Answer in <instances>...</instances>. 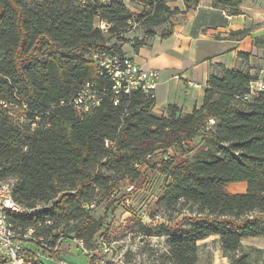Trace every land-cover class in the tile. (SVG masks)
Masks as SVG:
<instances>
[{
	"label": "trees",
	"instance_id": "trees-1",
	"mask_svg": "<svg viewBox=\"0 0 264 264\" xmlns=\"http://www.w3.org/2000/svg\"><path fill=\"white\" fill-rule=\"evenodd\" d=\"M130 1L143 9L135 13L123 0H0V183L15 178V200L36 209L12 221L22 235L33 229L37 246L47 244L45 257L62 262V240L93 244L103 219L91 212L115 176L133 180L159 151L185 153L202 136L209 145L193 160H170L162 169L170 182L155 208L196 210L156 264H197L198 242L212 235L230 264H258L243 251L244 239L264 238V91H251L258 76L220 66L191 113L169 105L158 115L156 99L141 90L117 93L95 55L124 56L127 43L138 51L179 12L169 0ZM133 25L145 29L143 38L127 39ZM88 82L101 103L80 117L68 103ZM15 107L25 109L23 118ZM234 183L246 190L230 191ZM89 256L91 264H112L100 251ZM34 264H46L41 254Z\"/></svg>",
	"mask_w": 264,
	"mask_h": 264
},
{
	"label": "rangeland",
	"instance_id": "rangeland-1",
	"mask_svg": "<svg viewBox=\"0 0 264 264\" xmlns=\"http://www.w3.org/2000/svg\"><path fill=\"white\" fill-rule=\"evenodd\" d=\"M131 11L139 13L143 7L130 0H123ZM100 24V20L96 22ZM168 23L156 28L159 34L168 32ZM109 25H106L107 31ZM145 29L141 25H133L126 37L133 40L144 37ZM123 35V34H122ZM146 42L150 40L145 39ZM114 41V40H113ZM13 115L21 119L25 115L24 108H13ZM20 116V117H18ZM209 145L207 139L196 137L193 143L185 148V153L179 148H172L156 154L147 166L141 168V174L132 179L114 177V189L109 192L102 191L96 205L91 212L96 220L103 219L100 232L95 236L91 246H85L89 255L101 252L100 260L112 264H156L160 255L168 251V239L175 233L177 226L195 217L196 207L192 210L188 206L183 209L178 205L175 209L159 210L155 202L165 191L170 178L162 169L165 163L173 160H193L194 156L206 149ZM166 156V158H165ZM166 159V160H165ZM167 164V163H166ZM15 178H9L6 183L13 184ZM232 192H244L246 183H234L229 186ZM99 201V202H98ZM181 209V210H180ZM180 210V211H179ZM147 218H143V213ZM30 238H25L28 247H38L46 264H91L90 256L73 239H64L62 262L45 257V246H37L38 239L34 232ZM35 237V238H34ZM218 235H212L199 241V261L197 264H230L220 248ZM45 245V241H44ZM68 246V247H67ZM62 247V249L64 250ZM251 248L264 249V238H247L243 240V251L249 252L258 264H264V253H257Z\"/></svg>",
	"mask_w": 264,
	"mask_h": 264
},
{
	"label": "crops",
	"instance_id": "crops-1",
	"mask_svg": "<svg viewBox=\"0 0 264 264\" xmlns=\"http://www.w3.org/2000/svg\"><path fill=\"white\" fill-rule=\"evenodd\" d=\"M195 1L169 0L179 9L168 22L169 34L158 32L138 51L131 43L122 47L141 67L159 71L158 115H167L169 105L184 113L200 107L208 79L220 66L249 69L264 79V0Z\"/></svg>",
	"mask_w": 264,
	"mask_h": 264
},
{
	"label": "built area",
	"instance_id": "built-area-1",
	"mask_svg": "<svg viewBox=\"0 0 264 264\" xmlns=\"http://www.w3.org/2000/svg\"><path fill=\"white\" fill-rule=\"evenodd\" d=\"M82 1L84 2L85 0ZM106 25L105 22H101L99 27L104 30L106 29ZM95 58L99 61L101 67L111 76L114 82V89L117 93L124 92L129 94L134 90H141L146 95L156 99V90L160 76L157 69H145L127 55L101 53L95 55ZM251 91H264V79L258 78L252 81ZM117 101L115 102L116 104L118 103ZM100 103L101 97L94 88V84L88 82L68 105L72 106L80 117H85ZM6 209L36 210L14 208L11 205L10 197H8V191L0 190V253L4 259L2 264H34V261L38 259L41 253L30 251V247L25 242V238H30L29 236H32V233L25 231L22 235L14 222L12 226H4L2 214ZM142 217L147 218V214L144 212ZM48 223L50 224L51 222L49 221ZM74 240L83 247V250L87 254L89 253V250L82 241ZM46 246L47 244L45 243Z\"/></svg>",
	"mask_w": 264,
	"mask_h": 264
},
{
	"label": "bare ground",
	"instance_id": "bare-ground-1",
	"mask_svg": "<svg viewBox=\"0 0 264 264\" xmlns=\"http://www.w3.org/2000/svg\"><path fill=\"white\" fill-rule=\"evenodd\" d=\"M0 190L8 191V197H10L11 205L14 208H25L21 206L14 198V191L13 186L10 183L2 182L0 183ZM33 212H36V210L33 211H27V210H19V209H6V211H3L2 214V222L4 226H12V216L13 215H26L31 214ZM28 232H33V229L26 230ZM1 255V253H0ZM2 264V263H1Z\"/></svg>",
	"mask_w": 264,
	"mask_h": 264
}]
</instances>
